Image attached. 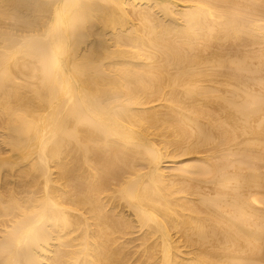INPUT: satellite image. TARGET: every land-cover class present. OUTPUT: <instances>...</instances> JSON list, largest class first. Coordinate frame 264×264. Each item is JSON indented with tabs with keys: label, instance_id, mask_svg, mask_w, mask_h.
<instances>
[{
	"label": "bare ground",
	"instance_id": "bare-ground-1",
	"mask_svg": "<svg viewBox=\"0 0 264 264\" xmlns=\"http://www.w3.org/2000/svg\"><path fill=\"white\" fill-rule=\"evenodd\" d=\"M52 4L0 0V264H264V0Z\"/></svg>",
	"mask_w": 264,
	"mask_h": 264
},
{
	"label": "snow or ice",
	"instance_id": "snow-or-ice-1",
	"mask_svg": "<svg viewBox=\"0 0 264 264\" xmlns=\"http://www.w3.org/2000/svg\"><path fill=\"white\" fill-rule=\"evenodd\" d=\"M33 7L36 9L38 16L42 20H50L52 14V0H30ZM73 231L75 229H72ZM56 264V261H53Z\"/></svg>",
	"mask_w": 264,
	"mask_h": 264
}]
</instances>
